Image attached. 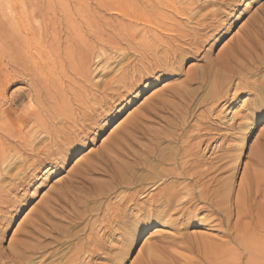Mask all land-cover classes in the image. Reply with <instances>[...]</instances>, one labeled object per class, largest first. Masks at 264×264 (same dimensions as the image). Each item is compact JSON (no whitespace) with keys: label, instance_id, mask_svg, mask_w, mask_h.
Wrapping results in <instances>:
<instances>
[{"label":"rangeland","instance_id":"rangeland-1","mask_svg":"<svg viewBox=\"0 0 264 264\" xmlns=\"http://www.w3.org/2000/svg\"><path fill=\"white\" fill-rule=\"evenodd\" d=\"M175 1L185 6L194 2L198 8L185 20L162 10L191 35L185 44L175 45L189 48L194 36L200 45L196 56L170 72L166 63L175 58L166 52V45L159 46L156 54L144 46L169 37L125 16L134 11L154 17L149 5L155 0H0V264H18L14 260L20 243L43 247L67 225L68 218L88 210L94 217L90 225L86 221L70 229L78 233L71 245L57 247L51 257L50 250L47 259L40 257L30 264H63L80 248L77 241L92 230L98 237L106 234L103 252H98L102 255H83L79 264H148L150 259L177 264H264V116L257 120L264 105L260 93L264 64L261 72L247 77L258 90L256 99L241 102L248 92H237L240 80L235 79L228 96L212 110L202 103L214 76H227V70L238 65L258 66L257 60H263L264 0H247L248 7L245 4L239 13L235 0ZM207 73L211 79L198 92L190 115H183L187 119L183 134L194 137L185 138L191 145L207 141L198 157L204 168L213 167L212 176L219 180L214 187L222 190L227 184L233 218L229 221L198 205L197 212L193 208L186 215L172 212L159 220L164 207H150L149 196L156 192L151 181L137 202L128 197L140 188L118 189L106 199L87 202L93 191H106L111 177L132 167L134 155L148 146L147 139L166 131V123L180 117L174 115L184 109L179 95L196 89ZM145 81L150 83L141 90ZM101 117L106 123L93 135ZM82 136H90L91 146L69 165L61 149ZM160 148L172 151L175 145L164 143ZM49 162L56 167L45 168ZM156 166L158 170L174 167ZM135 173L143 179L152 175L143 170ZM119 213L121 220H115ZM145 219L146 230L141 232L137 223ZM107 224L111 230L104 232Z\"/></svg>","mask_w":264,"mask_h":264},{"label":"bare ground","instance_id":"bare-ground-1","mask_svg":"<svg viewBox=\"0 0 264 264\" xmlns=\"http://www.w3.org/2000/svg\"><path fill=\"white\" fill-rule=\"evenodd\" d=\"M186 4H188V3H186ZM248 5L249 4H246V8L248 7ZM149 6L151 7V11L150 12L153 14L154 17L146 16V15H143V14H138L137 12H134V11L133 12L128 11L125 14V16L132 23H135V22H138L139 23V22H141V24L145 28H148V30L158 32V33H160L164 37L165 36L166 37H169V38H166L167 40H163L162 39V40H159L158 42H153V44L146 43V44H144V46L149 51V53L156 54L157 51H158V49H159V46L166 45V52L169 53L170 56L172 55L175 59L172 62L170 60V62L166 63L167 66L165 67V70H168L170 72H174V69H175V65L176 64L177 65L178 64H181L180 62H182L184 59H187V58H190V57L192 58L193 56H196L197 55V53L199 51V48L198 47H199L200 44L195 40L196 37L194 36L193 37V40H190V42L187 44L189 46V48L184 49V48H182L183 46L182 47H179V46L175 45V43H177V42H180V43L183 42L185 44L186 43L185 39L188 38V37H190L191 35H188V33H186L185 31H183L180 28L179 24H176L172 20V18L166 16L163 12L164 11L170 12V13H172L175 16L183 17V19L185 20L186 19L185 16H188V18H189L190 15L192 13L196 12V10L198 8H195L194 7V2H193V4L191 3V4H188L187 6H185L184 4H179L175 0H155V3L154 4H150ZM200 8H201V6H200ZM201 9H203V8H201ZM73 10H74V8H73ZM76 10L78 11V9H76ZM162 10H164V11H162ZM12 12H10V13H12ZM196 15H197V13H196ZM188 18H187V20H188ZM18 21H16V22H18ZM202 22H204V20ZM21 24H23V23L21 22ZM126 26H128V25H126ZM198 26H200V27L202 26L201 22H199ZM149 56H151V55H149ZM167 57H168V55H167ZM247 62H249V60ZM257 62H259L258 63L259 64L258 66L257 65H251L250 67L247 68V67H242V65L241 66L238 65V67H237L238 69H231L229 71L227 70V76H221V75L214 76L213 82H212V87H210L211 88V91L203 99L202 103H205L206 105H211L212 107L209 108L208 110L209 111L212 110V108L217 104V102L219 100L225 99L228 96L229 92L231 91V87L233 86L232 85L233 84V80H235V79H237V80L239 79L240 80L239 83L237 84V88H236V91L237 92L238 91H246L248 93H256L258 90L256 88H252L253 86L250 84L251 82L250 83L247 82V79H248L247 77L250 76V75L251 76L255 75L258 71H260L262 69V64H264V58L261 61H258L257 60ZM211 77H212L211 74L210 73H207V74H205L202 77L201 83L199 84V86L196 89L190 90V91H188L186 89L183 90L181 92V94L179 95V98L181 100V103L184 106V109L182 111H179L180 113L179 112L178 113L177 112L174 113V115H180V117L178 118V116H176L175 117V120H173L172 122H168V123L165 122L166 123V126H167V130L166 131L164 129V131L160 132L161 134L159 133L158 135L157 134L156 135H153L150 138L148 137L149 138V139H147L148 140V146L144 150H142L141 155H134V161L132 162L133 163L132 167H127V169H125L126 170L125 171L126 172L125 174L121 171L122 172V175L119 176V177H117L116 175H114V176L112 175L113 177H111V178H113V181L111 180L112 183H111V185L108 186V189H106V191H100V190L99 191H93V193L90 194L86 198V201L87 202H94L95 203L97 201L106 199V198H108V196H109L110 193H112L113 191L118 190V189L121 190L123 188H126L128 190H133V189H136V188H140V190H137L132 195V197H128V199L132 198L133 199L132 200L133 202H137L136 201L137 196L138 195L139 196H144L145 195V192H146L145 185H147V184L149 185L150 182H148V181H151L152 182V185H151L152 190L153 191H156V192H155V194H152L151 196H149L150 197V200L153 203V204L150 205V207H154V205L163 206L164 207L163 208L164 210L162 209L164 212L162 210H160V211H162L161 212L162 214H159L158 215V219L159 220H163L164 218H166V217H168L170 215L172 216V214H171L172 212H179V213L182 212L183 215L189 214V211L192 208H193L194 211H196L197 206L198 205H202L201 210H206V209L207 210H211V212H213L214 214H216L218 216L223 214V215L227 216L228 220L230 221V218L232 217V215H234L233 214L234 211H233L232 206L230 204V194H229V191H228L227 184H226V187H225V185L223 186V189L222 190L220 188H216V186L214 187V184L215 183H218L219 180H218L217 177H213L212 176L213 175L212 174L213 167L212 168H208V169L204 168L205 166L204 167L202 166V164H201L202 162L200 161V158L198 157L199 153L202 152V151H200V149H202L201 146H205V144H206L207 141L204 140V139H201L199 142L197 141L198 143H196V145H191L190 143H188L185 140V138L187 136H185L183 134L186 131V130L184 131V125L186 126V124H187L186 123L187 119L184 118L183 115H190V107L192 106V104H194L198 92L203 88L204 84L206 83L205 81H209V79H211ZM190 87H192V86H190ZM228 102H229V100H228ZM242 105H241V107H242ZM32 106H33V104H32ZM33 111H35V109ZM23 112H25V111H23ZM171 114L173 115V113H171ZM188 119H190V118H188ZM244 120H245V118H244ZM201 121H199V123ZM200 125H202V124H200ZM203 125H204V123H203ZM186 129H187V127H186ZM41 134H43V133H41ZM191 137H193V136L191 135ZM191 137H189V138L187 137V138L190 139ZM198 138L200 139V138H203V137H200L199 136ZM206 139H208V138H206ZM164 143H168V144L175 145V150L167 151V149H161L160 147ZM206 149H207V147H206ZM152 163H156V165H171V166H174V167L171 170H166V169L158 170L159 167L157 168V166L156 165H153ZM135 170H143V171H146V172H148L149 174H152V175H151V177L149 176L150 178L143 179L142 177L137 176V174L135 173ZM109 174H107V175H109ZM118 174H120V172ZM170 180H172L171 183L169 182ZM204 180H205V182H203ZM168 182H169V184H168ZM184 182H188L191 185L190 188L183 187V186H182L183 188H180L181 185ZM110 197H111V195H110ZM149 197H148V199H149ZM150 200H148V201H150ZM143 203L145 204V202H143ZM147 204H149V203H147ZM179 207H182V208L179 209ZM109 208H110V206H109ZM128 208L129 207L126 206L125 209L127 210ZM110 210H112V209H110ZM101 211H103V210H101ZM149 211L151 212L149 219H151V218H153V212L152 211H154V210L151 209ZM198 211H200V210H198ZM105 212H107V211H105ZM114 212H117V210L114 211ZM124 212H125V210H124ZM92 213H93V210H88L87 212H81L80 211V213H77L74 216L68 218V219H70V221L67 223V225H66L67 227L66 226L63 227V228L60 227L58 229L59 233H57V235L54 236L51 239V242L49 241L50 243L44 245L43 247L40 246V248L33 249L31 247V245L28 244V242H22V243H20V245H19L20 252H19L18 256L16 257V259H15V255L12 254V255H14V259H15L14 261H16L18 264H30V263L33 262L34 259H37V258H40V257H45L50 250H52V251L48 255L50 257L51 256H55V254H57V253H55V251H57V247H63V246H66V245H71L73 243V241L76 239V236H78L77 235L78 234L77 232H75V233L74 232H71L70 229H77L78 228L77 226H81L86 221H88L87 224H89L90 223V218H93L94 217V215ZM110 215H112V214H110ZM18 216L19 215H16V218ZM105 216H107V215H105ZM102 217H104V215ZM119 217H122L121 214H120V216H116L115 220L118 219ZM99 220H98V222H99ZM108 220H107V222H108ZM119 220H121V219L119 218ZM183 221H184V219H183ZM108 223H112V222L110 221ZM147 223H148V221L145 219L144 221H142L140 223H137V226H138L139 229H141L140 225L143 224V225L146 226ZM93 225L94 224H92V226ZM108 225L109 224H107L105 227L102 228L104 230V232H106V230L110 227ZM113 225H115V223ZM100 227L101 226H99V228ZM143 229L146 230L145 227ZM143 229H141V232L144 231ZM93 231L94 230H92L89 235L87 234L88 235L87 237L82 238L83 240L81 239L80 241H77L78 243H81L80 248H75L74 251H73V253H72V255L69 258H67V260L63 264H79L80 261H82L81 260V257L83 255H86L87 254V255H89V256L92 257L94 255H99L98 252H100V251L103 252V246H101V245H102V242L105 243V241H102V240H103V238H104V236L106 234L103 233V235H102V233H101L100 236H102V237H98V236H95L93 234ZM95 231H96V228H95ZM98 231L99 232H102L99 229H98ZM37 233L38 232H36L34 234H37ZM31 235L29 234L28 236H31ZM44 236H46V235H44ZM38 239H39V237H38ZM38 239L37 238L35 239L36 242H38L37 241ZM29 240H31V239L29 238ZM47 240H48V238H47ZM35 246H36V244H35ZM161 250H163V249H161ZM256 251L258 252V250H256ZM151 253L153 254V252H151ZM105 254L106 253L104 251V255ZM152 254H150V256ZM100 255H102V254H100ZM156 255H158V254H156ZM110 260H112V259H110ZM114 261H116V259ZM163 261L160 263L159 260L150 259L148 264H162ZM225 261H227V260H225ZM89 264H91V263H89ZM163 264H177V262L171 260L169 262L167 261V263L164 262Z\"/></svg>","mask_w":264,"mask_h":264},{"label":"snow or ice","instance_id":"snow-or-ice-1","mask_svg":"<svg viewBox=\"0 0 264 264\" xmlns=\"http://www.w3.org/2000/svg\"><path fill=\"white\" fill-rule=\"evenodd\" d=\"M247 0H235L236 4V12L239 13L243 11L245 4ZM150 83V81L142 82L140 85L141 90L144 87V84ZM261 95L264 96V91L261 92ZM131 99V97H129ZM245 99H256V96L254 93H246L244 96L241 97V102ZM261 116H264V105H261L260 111L257 112V120L259 121V118ZM106 123V118L101 117L97 120V127L92 130V134L94 135L97 131H100V126ZM257 127H259V124H257ZM91 146V139L90 136H82L80 139L70 141L68 145L62 147L61 151L64 156L67 157L68 164L70 165L73 159L75 158V155L80 152H86L88 148ZM64 161L61 160L60 163H63ZM45 168H55L56 163L55 162H49L46 163ZM41 181L38 180L36 184L33 185V188L37 187ZM141 229L145 227V225H140ZM138 246V245H137ZM134 254V253H133ZM130 264V261H129Z\"/></svg>","mask_w":264,"mask_h":264}]
</instances>
